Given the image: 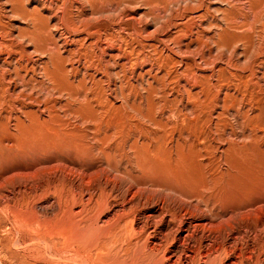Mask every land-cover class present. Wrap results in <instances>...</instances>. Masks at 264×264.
I'll return each mask as SVG.
<instances>
[{"label": "rangeland", "instance_id": "1", "mask_svg": "<svg viewBox=\"0 0 264 264\" xmlns=\"http://www.w3.org/2000/svg\"><path fill=\"white\" fill-rule=\"evenodd\" d=\"M0 264H264V0H0Z\"/></svg>", "mask_w": 264, "mask_h": 264}]
</instances>
